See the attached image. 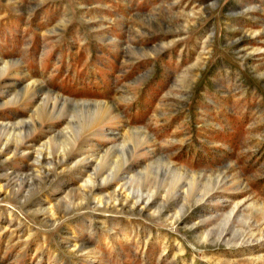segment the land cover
I'll return each instance as SVG.
<instances>
[{"label": "rangeland", "instance_id": "374dc122", "mask_svg": "<svg viewBox=\"0 0 264 264\" xmlns=\"http://www.w3.org/2000/svg\"><path fill=\"white\" fill-rule=\"evenodd\" d=\"M0 149V264H264V0H0Z\"/></svg>", "mask_w": 264, "mask_h": 264}, {"label": "bare ground", "instance_id": "6f19581e", "mask_svg": "<svg viewBox=\"0 0 264 264\" xmlns=\"http://www.w3.org/2000/svg\"><path fill=\"white\" fill-rule=\"evenodd\" d=\"M102 105V104H101ZM58 106V105H57ZM92 106V105H91ZM55 113V112H54ZM64 113V112H63ZM109 116L108 115H100L99 117H97L96 118V120H95V122H96V127H98V126H104V125H102L101 123H104V122H106L107 120H109ZM6 126V125H5ZM90 129V128H89ZM95 129V128H94ZM2 130V129H1ZM97 130V129H96ZM100 130V129H99ZM102 130V129H101ZM4 132H6L5 130H4ZM104 132V131H103ZM98 131H96V132H94L92 135H91V137H96L97 135H98ZM100 133H102V132H100ZM107 135V134H106ZM85 137V136H84ZM87 138H88V136H87ZM106 138V137H105ZM90 139V138H89ZM88 140V139H87ZM34 141V140H33ZM6 144V143H5ZM3 145V144H2ZM78 145V144H77ZM28 146V145H27ZM73 146V145H72ZM2 148H3V146H2ZM14 149V148H13ZM1 150V149H0ZM93 151V150H92ZM100 151V150H99ZM9 152V151H8ZM13 152V151H12ZM11 152V153H12ZM98 152V151H97ZM137 152V151H136ZM0 153H2V152H0ZM93 153H95V152H92V154H90V155H93ZM8 154V153H7ZM113 154V153H112ZM146 154V153H145ZM2 156V155H1ZM4 156V155H3ZM95 158H96V155H95ZM39 159V158H38ZM45 159H46V157H45ZM48 159V158H47ZM64 159H65V157H64ZM64 159H63V161H64ZM88 159V158H87ZM93 159V158H92ZM17 160V159H16ZM41 160V159H40ZM85 160V159H84ZM83 160V161H84ZM96 160V159H95ZM35 161H37V160H35ZM34 161V162H35ZM33 162V163H34ZM61 162V161H60ZM100 162V161H99ZM36 163V162H35ZM38 163H39V161H38ZM134 163V162H133ZM132 163V161H130V163H129V166H128V168H126L127 170H129V171H133V168H134V164ZM139 163V162H138ZM127 165V164H126ZM110 166H108V168H109ZM46 168V167H45ZM107 168H105V170H106ZM126 169H122V171H127ZM95 170H96V168H95ZM103 170V169H102ZM92 171H94V170H92ZM109 171V170H108ZM121 171V168H120V170H118V169H116V170H113L112 172H111V174L112 175H109V176H107V177H104V179L102 180V182L100 183H98V184H95V182H93L92 183V186H90V187H88V189H90V190H92V193H94V192H99L98 190L100 189V188H102V186L103 185H108V184H110V183H113L114 184V182H125L123 185H121V189H120V191H121V193L119 192L118 193V197L116 196V198L113 200V198L112 199H108V201L106 202V205H111V206H113V207H115V206H117V204L118 203H120L121 204V207H122V209H125L126 207H127V205L130 203V202H133L134 200V203H133V205H132V207H129V209L130 210H135V209H138V208H140V206H143L141 209H140V212L141 211H143L144 209H146V207H148V202H149V200L147 201V202H145V200H144V195L143 194H135V192H130L129 191V188L127 187V186H129V182H130V180H131V178H128V177H126V173H124V172H122ZM51 173V172H50ZM107 173V172H106ZM144 173V172H143ZM32 174V173H31ZM92 174V173H91ZM107 174H109V173H107ZM133 174H134V176L135 177H139L140 175H141V173L139 174L137 171H133ZM14 175V174H13ZM33 175V174H32ZM52 175V174H51ZM130 175H132V173H130ZM16 176V175H15ZM14 176V177H15ZM102 176H103V174H100V173H98L97 171L90 177L91 178V180H98L99 178H102ZM104 176H106V175H104ZM133 176V177H134ZM5 177V176H4ZM11 177V176H10ZM23 177V176H22ZM25 177V176H24ZM177 177V176H176ZM20 178V177H19ZM140 179V178H139ZM0 180H2V179H0ZM6 180V179H5ZM30 180V179H29ZM28 180V181H29ZM38 180V179H37ZM41 179H39V181H40ZM134 180V179H133ZM90 181V180H89ZM88 181V182H89ZM31 182V181H30ZM38 182V181H37ZM128 182V183H127ZM29 183V182H28ZM84 183H86V182H84ZM3 184V183H2ZM13 184V183H12ZM31 184H32V182H31ZM42 184V183H41ZM89 184H91V183H89ZM140 184V183H139ZM176 184V183H175ZM5 185V184H4ZM30 185V184H29ZM6 186V185H5ZM27 186V185H26ZM82 186V185H81ZM87 186V185H86ZM105 188V187H104ZM108 188V187H107ZM81 189H82V187H81ZM103 189V188H102ZM24 190V189H23ZM85 190V189H84ZM131 190V189H130ZM89 191V190H88ZM214 191H215V189H214ZM213 190H212V192H214ZM3 192V188L2 187H0V195H1V193ZM25 192V191H24ZM128 192H130V193H128ZM91 193V194H92ZM7 194V193H6ZM20 194V193H19ZM96 194V193H95ZM84 195V194H83ZM98 195V194H97ZM113 195V194H112ZM14 196V195H13ZM86 196V195H85ZM90 196V195H89ZM100 196V195H99ZM114 196V195H113ZM176 196V195H175ZM83 197V196H82ZM86 198H87V196H86ZM104 198V197H103ZM101 199V198H100ZM115 201V202H114ZM100 203H98V204H100L99 206H102L104 203H103V201H99ZM42 204V203H41ZM40 204V205H41ZM167 206V205H166ZM109 207V206H108ZM152 207V206H151ZM49 208H47V210H48ZM45 210H46V208H45ZM50 210V209H49ZM41 211V210H40ZM129 211V210H128ZM50 213H52V212H50ZM43 215V214H42ZM52 216V215H51ZM51 218V217H50ZM55 218V217H54ZM82 248H83V246H82ZM86 249V248H85ZM80 250H82V249H80ZM84 250V249H83ZM79 251V250H78Z\"/></svg>", "mask_w": 264, "mask_h": 264}]
</instances>
